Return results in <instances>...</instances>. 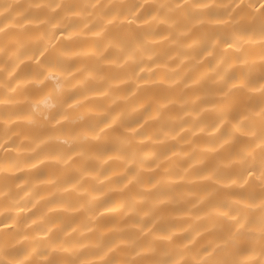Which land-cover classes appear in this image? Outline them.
<instances>
[{
    "label": "clouds",
    "instance_id": "1",
    "mask_svg": "<svg viewBox=\"0 0 264 264\" xmlns=\"http://www.w3.org/2000/svg\"><path fill=\"white\" fill-rule=\"evenodd\" d=\"M0 264H264V0H0Z\"/></svg>",
    "mask_w": 264,
    "mask_h": 264
}]
</instances>
